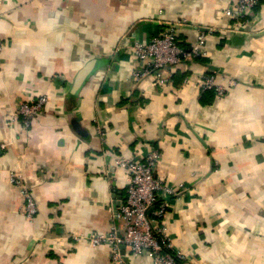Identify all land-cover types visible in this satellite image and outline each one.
Wrapping results in <instances>:
<instances>
[{
  "label": "crops",
  "instance_id": "crops-1",
  "mask_svg": "<svg viewBox=\"0 0 264 264\" xmlns=\"http://www.w3.org/2000/svg\"><path fill=\"white\" fill-rule=\"evenodd\" d=\"M228 3L0 0V264H153L88 239L121 230L113 158L150 148L174 188L162 224L178 264H264V0L239 25ZM168 26L184 47L203 32L205 53L134 80L133 43ZM210 68L237 81L221 99L198 86ZM39 96L26 125L16 109Z\"/></svg>",
  "mask_w": 264,
  "mask_h": 264
},
{
  "label": "built area",
  "instance_id": "built-area-1",
  "mask_svg": "<svg viewBox=\"0 0 264 264\" xmlns=\"http://www.w3.org/2000/svg\"><path fill=\"white\" fill-rule=\"evenodd\" d=\"M259 2L260 0H229L223 12L229 20L239 25ZM204 45L205 34L200 32L188 47L181 46L176 29L168 26L148 40L133 43L136 66L131 76L134 80L152 77L156 82L162 83L166 80L161 76L162 69L184 59L190 60L203 55ZM2 47L0 41V53ZM236 83L234 78L210 68L201 74L198 86L201 90H212L221 99ZM45 101V96L25 101L17 107L16 114L28 125V117L37 118ZM159 160L160 153L154 148H150L141 159L121 156L113 158V164L123 168L126 176L125 196L117 210L121 230L117 231L112 226L107 233H93L88 239L92 244L108 245L112 250L113 260L117 263L124 261L122 245L129 254L148 256L153 264H176L181 257L179 253L172 251L170 238L162 224L169 209L167 199L174 193V188L158 174ZM23 195L26 198L24 213L27 217H32L37 212L35 201L30 191L24 190Z\"/></svg>",
  "mask_w": 264,
  "mask_h": 264
},
{
  "label": "water",
  "instance_id": "water-1",
  "mask_svg": "<svg viewBox=\"0 0 264 264\" xmlns=\"http://www.w3.org/2000/svg\"><path fill=\"white\" fill-rule=\"evenodd\" d=\"M93 64H89L86 67H84L78 74L77 78H76V87H80V85L83 83V81L85 80V78L87 77V75L89 74V71H91L93 69ZM75 128H77V125L75 124ZM78 133L79 134H83V131L80 129H78ZM122 253H124V246L122 245Z\"/></svg>",
  "mask_w": 264,
  "mask_h": 264
},
{
  "label": "trees",
  "instance_id": "trees-1",
  "mask_svg": "<svg viewBox=\"0 0 264 264\" xmlns=\"http://www.w3.org/2000/svg\"><path fill=\"white\" fill-rule=\"evenodd\" d=\"M179 44H180V42H179ZM181 45V44H180ZM182 46V45H181ZM184 47V46H183ZM179 263V261L176 263V264H178Z\"/></svg>",
  "mask_w": 264,
  "mask_h": 264
}]
</instances>
